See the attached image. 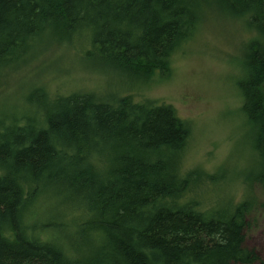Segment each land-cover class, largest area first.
<instances>
[{"label": "trees", "instance_id": "16d2710c", "mask_svg": "<svg viewBox=\"0 0 264 264\" xmlns=\"http://www.w3.org/2000/svg\"><path fill=\"white\" fill-rule=\"evenodd\" d=\"M213 8L253 33L236 84L257 158L246 181L264 189V0H0V87L53 40H76L87 60L135 83L165 76ZM27 99L33 110L0 113V264L257 259L244 245L255 198L202 206L194 188L220 175L185 168L190 126L173 106L111 93L51 98L38 85Z\"/></svg>", "mask_w": 264, "mask_h": 264}, {"label": "rangeland", "instance_id": "374dc122", "mask_svg": "<svg viewBox=\"0 0 264 264\" xmlns=\"http://www.w3.org/2000/svg\"><path fill=\"white\" fill-rule=\"evenodd\" d=\"M252 36L241 19L216 8L207 10L197 31L172 54L170 72L138 83L87 60L85 46L76 40H53L36 53L30 50L26 61L7 71L0 87V113L19 116L33 110V105L27 106L33 85L44 86L51 98L75 91L111 93L173 106L190 126L185 168L220 175L216 183L196 186L193 194L209 207L228 199L237 202L251 192L255 206L247 218L244 245L257 255L248 264H264V210L258 206L264 201V189L246 181L256 174L257 158L236 84L242 76V46Z\"/></svg>", "mask_w": 264, "mask_h": 264}]
</instances>
